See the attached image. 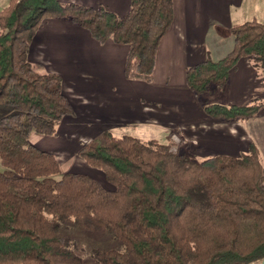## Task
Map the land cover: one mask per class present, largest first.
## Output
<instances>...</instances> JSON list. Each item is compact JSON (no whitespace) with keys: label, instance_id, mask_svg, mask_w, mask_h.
I'll use <instances>...</instances> for the list:
<instances>
[{"label":"trees","instance_id":"trees-1","mask_svg":"<svg viewBox=\"0 0 264 264\" xmlns=\"http://www.w3.org/2000/svg\"><path fill=\"white\" fill-rule=\"evenodd\" d=\"M63 19L129 46L126 73L149 81L160 40L173 20L172 0H130L119 15L60 0H9L0 9V264H259L264 260V164L254 143L238 157L190 160L164 140L103 131L76 152L98 170L63 172L53 153L30 143L53 136L72 114L55 73H39L27 49L42 23ZM232 48L189 66L196 95L224 86L240 59L264 70V19L232 24ZM261 108L207 104L226 121ZM89 168V169H90ZM91 170V169H90ZM95 233L109 245L83 243ZM97 241H102V235ZM86 238V240H85Z\"/></svg>","mask_w":264,"mask_h":264},{"label":"crops","instance_id":"crops-1","mask_svg":"<svg viewBox=\"0 0 264 264\" xmlns=\"http://www.w3.org/2000/svg\"><path fill=\"white\" fill-rule=\"evenodd\" d=\"M60 1L102 6L119 15L130 6V0ZM172 7V24L159 42L149 81L136 73L134 62L126 73V44L111 38L100 42L63 19H47L38 28L27 58L37 72L60 75L72 114L60 121L56 135L32 133L29 140L37 138L39 146L32 145L53 153L62 171H72L70 163L84 164L77 150L106 130L116 136L164 140L178 129L188 141L180 145V152L190 160L238 157L250 143L257 146L260 158L264 155L263 69L240 59L224 86L202 95L190 90L185 80L189 66L218 60L230 51L232 24L264 19V0H172ZM208 101L223 105L257 101L261 108L248 119L226 121L205 113ZM62 161L69 162L62 167Z\"/></svg>","mask_w":264,"mask_h":264},{"label":"rangeland","instance_id":"rangeland-1","mask_svg":"<svg viewBox=\"0 0 264 264\" xmlns=\"http://www.w3.org/2000/svg\"><path fill=\"white\" fill-rule=\"evenodd\" d=\"M8 1L9 0H0V9L3 8L4 6H6L8 4ZM260 13V12H259ZM258 16H261V15H258ZM258 20H262L261 19H258ZM208 100V99H206ZM211 99H209L210 101ZM208 101V102H209ZM212 102H216V101H212ZM211 103V102H209ZM219 103V102H217ZM121 134L124 133L125 131H119ZM173 132H175V134L171 135L170 139L173 141V143L175 144V147H173V149H175L176 147L180 150V145H186L188 144L187 140L185 138H183L179 132H178V129H173ZM126 133H129L128 131H126ZM135 135H137L136 133H134ZM179 134V135H178ZM136 137V136H135ZM139 138V137H138ZM37 138H31V142L32 144H34L36 147L39 146L37 145ZM30 142V143H31ZM84 142V141H83ZM33 145V146H34ZM189 151V150H188ZM182 152V151H181ZM187 153V152H186ZM190 154V152H189ZM69 161H62V167H65L66 166V163H68ZM261 162L264 164V155L261 156ZM60 165V164H59ZM61 168V167H60ZM68 170H72V171H75V172H79V173H88L89 176H91L92 178H94L98 183H100L102 186H104V181H103V177L101 174V172H99L98 170H95V169H92V168H87L84 164H82L81 162H75V163H70V165L68 166ZM4 167L2 166L1 162H0V171L3 170ZM62 170V169H61ZM64 172V171H63ZM68 172V171H67ZM96 235H102L103 236V240L102 241H97L99 240L98 238L99 237H95ZM92 238H88L86 241H84L83 245L85 248H87L88 244L92 245V244H95L96 242L99 243L100 245H102L103 247H106L107 245H109L108 241L106 240V237L101 234V233H95L91 236ZM86 255V263L85 264H92L91 260H88L87 256V250H86V253H84Z\"/></svg>","mask_w":264,"mask_h":264},{"label":"water","instance_id":"water-1","mask_svg":"<svg viewBox=\"0 0 264 264\" xmlns=\"http://www.w3.org/2000/svg\"><path fill=\"white\" fill-rule=\"evenodd\" d=\"M259 264H264V260L262 262H260Z\"/></svg>","mask_w":264,"mask_h":264}]
</instances>
